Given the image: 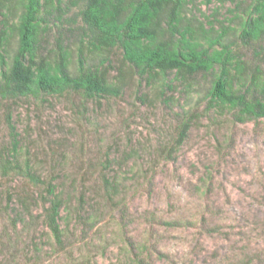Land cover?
Masks as SVG:
<instances>
[{"label":"rangeland","instance_id":"374dc122","mask_svg":"<svg viewBox=\"0 0 264 264\" xmlns=\"http://www.w3.org/2000/svg\"><path fill=\"white\" fill-rule=\"evenodd\" d=\"M234 6L197 0L184 26L207 48ZM63 12L44 14L43 55L53 57L60 43L72 68L81 51L88 65L109 58L120 94L0 100V159L19 167L0 169V264H264V118L239 122L237 110L209 104L218 69L186 79L137 74L121 50L89 47L77 8ZM238 34L215 48L231 45L249 71L235 89L246 90L259 68L263 97L264 36L244 45ZM16 47L13 36L8 50ZM56 200L58 239L48 218Z\"/></svg>","mask_w":264,"mask_h":264},{"label":"trees","instance_id":"16d2710c","mask_svg":"<svg viewBox=\"0 0 264 264\" xmlns=\"http://www.w3.org/2000/svg\"><path fill=\"white\" fill-rule=\"evenodd\" d=\"M4 1L8 15L5 11L0 14L4 17L0 31V100L66 93L101 99L120 94V89L109 80V58L99 65H88L81 51L77 66L72 68L71 55L60 43L52 50L53 57L43 55L45 36L50 31L44 14L47 16L54 11L62 14L63 10L75 7L82 21L83 35L93 51L112 54L121 50L123 61L129 67L149 77L158 71L175 72L177 77L186 79L199 72L218 69L207 95L209 104L222 110H237L239 122L264 118V87L263 97L256 90L260 87L259 68L253 71L251 85L246 90L235 89L234 82L242 80L249 71H245L244 63L234 54L231 45L215 48L229 32H238L244 45L263 37L264 0H251L244 7V0H219L221 3L230 1L235 6L227 11L231 16L226 18L229 26L221 24L223 30L218 37L212 40L207 37V48L197 41L191 25L183 23L186 7L197 0H0V4ZM201 1L210 4L212 0ZM58 20L62 21L61 15ZM235 21L239 22L237 28L231 27ZM209 24L213 28V22ZM200 28L204 32L201 25ZM13 36L17 47L11 53L8 45ZM189 128L190 123L186 122L179 133L177 147L187 138ZM0 169L7 175L18 171L19 167L13 161L0 159ZM29 177L34 182L39 181L33 173ZM53 191L49 189L50 194ZM61 205V201H53L48 213L49 226L57 239L60 230L56 217Z\"/></svg>","mask_w":264,"mask_h":264}]
</instances>
